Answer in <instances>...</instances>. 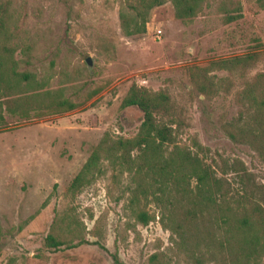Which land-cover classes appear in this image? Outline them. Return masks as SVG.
Masks as SVG:
<instances>
[{"label": "rangeland", "instance_id": "rangeland-1", "mask_svg": "<svg viewBox=\"0 0 264 264\" xmlns=\"http://www.w3.org/2000/svg\"><path fill=\"white\" fill-rule=\"evenodd\" d=\"M236 1L239 13L206 0L183 20L166 2L126 36L120 13L133 0H0L15 68L38 82L0 87V264H264L253 251L229 262L218 213L187 221L175 192L130 202L131 178L106 161L70 190L101 142L136 136L143 113L122 101L145 93L163 98L177 145L210 169L217 203L264 216V111L247 112L244 93L264 97V0Z\"/></svg>", "mask_w": 264, "mask_h": 264}, {"label": "trees", "instance_id": "trees-1", "mask_svg": "<svg viewBox=\"0 0 264 264\" xmlns=\"http://www.w3.org/2000/svg\"><path fill=\"white\" fill-rule=\"evenodd\" d=\"M205 1L133 0L126 4V8L121 9L122 30L126 36L144 34L150 11L166 2L172 3L177 19H191L197 15ZM220 1L224 3L222 5H225L227 0ZM261 1L258 0L259 3ZM228 2L231 11L240 12L238 1L228 0ZM261 7L264 8V2ZM1 13L0 87L9 90L17 86L29 89L30 86L38 82H36L33 73L19 72L15 68V62L12 59L13 50L9 45V42L12 41V33L8 27L10 18L7 15L4 16L7 13L5 10H2ZM239 16L240 14L228 15L225 19L227 22H231ZM1 36H4V39ZM3 54L5 56H2ZM241 60L242 58L224 60L219 62V65L222 69L227 70L226 65L239 63ZM260 77L262 75H258V78ZM246 89L244 93L248 97L247 112L256 114L264 111V97L259 95L253 86ZM163 103L164 100L161 96L133 92L127 95L122 101V107H137L143 113V119L136 136L129 140H111L112 146L108 149L103 147V144L106 145L108 140L101 142L73 179L70 190L78 189L85 176L96 167L99 161H106L131 178L133 188L130 190V202L132 203L139 199L147 200L150 196L158 200L161 195L170 190L175 192L174 198L179 196L182 202L185 200L187 209L184 217L187 221L195 222L204 216L211 217L216 211L218 215L213 219L223 231L220 242L222 255L229 262L235 263L236 260H243V257H246L247 263L253 252L264 255V216L255 207L239 208L217 203L216 179L201 160L193 156L190 151L177 145L175 129L172 127L174 123L165 122L163 118L159 117L163 113ZM170 145L173 146L172 149L166 150ZM133 150H136V155L131 157ZM136 217L143 225H147L151 221V217L141 211L137 212ZM46 244L57 248L61 242L49 234L46 237Z\"/></svg>", "mask_w": 264, "mask_h": 264}, {"label": "water", "instance_id": "water-1", "mask_svg": "<svg viewBox=\"0 0 264 264\" xmlns=\"http://www.w3.org/2000/svg\"><path fill=\"white\" fill-rule=\"evenodd\" d=\"M86 63H87L88 65H90V64H91V61H90V59H89V58H87V60H86Z\"/></svg>", "mask_w": 264, "mask_h": 264}, {"label": "built area", "instance_id": "built-area-1", "mask_svg": "<svg viewBox=\"0 0 264 264\" xmlns=\"http://www.w3.org/2000/svg\"><path fill=\"white\" fill-rule=\"evenodd\" d=\"M159 33V32H158Z\"/></svg>", "mask_w": 264, "mask_h": 264}]
</instances>
